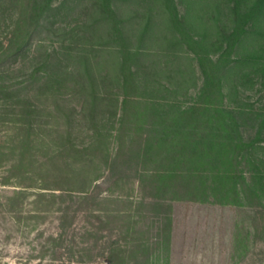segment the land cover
<instances>
[{
	"label": "trees",
	"instance_id": "trees-1",
	"mask_svg": "<svg viewBox=\"0 0 264 264\" xmlns=\"http://www.w3.org/2000/svg\"><path fill=\"white\" fill-rule=\"evenodd\" d=\"M54 1L4 0L0 5L8 21L3 24L5 38H0V132L4 137L0 142V186L11 188L10 193L0 195V214L15 219L18 226L22 221L38 226L48 218L54 220L57 231L41 246V259L48 255L50 262L102 264L98 260L106 259V264H131L133 197H116L109 190L112 186L105 191L102 185L130 187L133 180L143 186V180H149L148 198L156 203L175 188L172 185L177 179L188 178L187 167L202 159L205 147L214 144L209 132L228 131V145L236 143V151L243 153L249 147L243 130L256 128L261 135L263 117L255 115L253 120L245 112L223 107L222 81L246 62L235 53L244 40L254 38L249 27L263 13L264 0H221L226 22L220 27L217 20L206 23L201 34L195 29L202 25L182 17L174 0H120L137 7L130 10L137 45L154 38L159 49L156 56L167 57L171 65L186 56L196 60L202 85L189 106L162 96L174 95L181 83L171 91V83L165 86L146 74L147 85L140 87L137 63L151 55L142 45L130 47L124 20L119 19L123 13L113 9L112 0H89L83 13L88 23L63 29L62 36L68 38L60 41L59 49L45 52L24 76L14 75L36 37L63 10L65 2L54 5ZM109 49L116 51L114 70L95 77L101 66L97 57ZM65 59L76 67L68 69ZM262 59L254 63V69L264 79ZM39 75L42 82L38 86ZM69 83L88 106V110L82 106V114L89 112L83 115L91 126L80 144L75 143V129L82 125L68 116H57L60 104L51 108L40 101L57 99ZM32 89L37 90L34 96L29 94ZM141 89L146 93L144 102L135 95ZM119 99L122 111L118 117ZM114 118L119 131L132 125V139L111 153L110 139H118L120 134L113 136L105 127ZM199 129L206 134L197 133ZM121 157L126 159L118 163ZM119 221L126 225L118 227ZM124 226L126 234L121 230Z\"/></svg>",
	"mask_w": 264,
	"mask_h": 264
},
{
	"label": "rangeland",
	"instance_id": "rangeland-1",
	"mask_svg": "<svg viewBox=\"0 0 264 264\" xmlns=\"http://www.w3.org/2000/svg\"><path fill=\"white\" fill-rule=\"evenodd\" d=\"M3 1L0 0V5ZM63 1V10L51 18L52 26L47 24V29L36 37L27 57L18 65L19 72L14 75L19 78L24 76L40 61L45 52L59 49L60 41L68 38L62 36L63 29L69 30L77 23H88V18L83 13H86V6L90 5L89 0H55L53 4L58 5ZM245 1L250 3L252 0ZM174 2L182 17L190 23L202 25V29H195L196 34H201L206 23L213 24V20H217L218 27L226 22V17L222 15L221 0ZM112 6L117 13H123H120L119 19L124 20V32L131 38L130 47L142 45L144 52L151 55L137 63L140 70V87L147 85L144 76L151 74L158 83L165 86L171 83L168 86L171 91L176 84L181 83L174 95L168 96L164 93L163 98L182 102L184 106L194 102L202 85V76L196 60L192 56H186L175 62L172 60L174 64L171 65L167 57L156 56L155 53L159 49L154 38H146L137 45L134 33L132 34L134 21H130V10L137 7L132 3L126 6L120 0H112ZM4 18L5 15L0 11L1 39L5 38L6 34L3 24L8 23ZM249 32L254 38L250 42L244 40L235 53V57L245 58L246 62L237 70H232V73L229 72L227 78L222 81V105L226 110L245 112L246 117L250 116L255 120V115L259 119L264 118V79L257 71L258 68L254 69V63L262 56L264 64V11L250 24ZM64 46H68V41ZM110 52L112 54H109ZM60 53L65 52L60 49ZM115 54L116 51L109 49L97 57L101 66L95 77L103 76L108 70L109 73L114 70ZM59 57L64 58L63 55ZM66 59L63 64L68 69L76 67L72 60ZM151 68L154 70H150ZM180 72L183 75H179ZM41 76L36 77L38 86L42 82ZM71 87L70 83L67 84L57 99L41 98L40 101L51 108H54V104H60L58 114L55 113L57 116L62 119L68 116L82 125L75 129L78 134L75 143L80 144L91 123L88 118L84 119V115L89 112L82 114V106L88 110V106L84 105L86 103L83 96L75 93ZM147 89L150 90L149 87ZM35 91L37 90L32 89L29 94L34 96ZM135 95L141 96L140 100L145 101L146 93L143 89ZM157 98L162 97L160 95ZM121 111L119 99L116 111L118 117ZM127 113L132 115V104L127 107ZM114 120L115 118L105 127L113 136L120 134L118 139H110L108 147L111 153L120 148L122 143L127 145L132 139V125L119 131L118 125L113 124ZM255 129L243 130V139L249 145L244 153L240 149L236 151V143L234 146L228 145V131L217 129L215 132H209L208 137L214 144L209 148L205 147L202 159L187 167L188 178L177 179L176 185H172L175 188L160 196V201L156 203L148 198L151 190L149 180H143V186L133 180L130 187L111 183L102 185V190L105 191L108 186H112L109 190L111 189L116 197L126 194L133 197L131 264H264V126L260 136ZM198 132L206 134L203 129L197 130ZM2 140L3 132H0V142ZM85 142H88V139ZM125 159L126 157L119 158L118 163H123ZM10 192L11 188L0 186L2 197ZM158 203L163 205L159 207ZM123 222L119 221L118 227L126 225ZM27 223L28 225L22 221L18 226L15 225V219L4 218L0 214V264H69L64 260L50 262L48 255L40 258L41 246L46 243L49 235L57 231L54 220L48 218L44 224L38 226L32 222ZM121 230L126 234V226ZM98 261L106 264V259Z\"/></svg>",
	"mask_w": 264,
	"mask_h": 264
}]
</instances>
